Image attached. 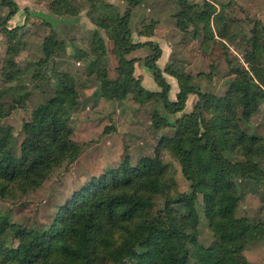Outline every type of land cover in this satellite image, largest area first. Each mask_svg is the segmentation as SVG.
I'll list each match as a JSON object with an SVG mask.
<instances>
[{
	"label": "rangeland",
	"instance_id": "374dc122",
	"mask_svg": "<svg viewBox=\"0 0 264 264\" xmlns=\"http://www.w3.org/2000/svg\"><path fill=\"white\" fill-rule=\"evenodd\" d=\"M14 1L18 11L0 28V110L4 114L0 133L10 136L18 150L22 124L66 86L71 89V104L65 120L76 152L71 151L35 186L21 189L16 185L10 193L0 194V217L7 225L1 238L4 246L15 247L21 232L47 238L75 193L117 170L124 160L134 168L142 159L156 156L164 168L165 191L152 195L144 218L167 230L166 197L188 193V177L196 174L195 167L180 163L174 144L193 134L187 118L195 112L200 97L189 94L181 112L167 113L151 96L161 88L146 66L154 54L147 45L128 54L127 59L134 60L133 77L150 97L140 101L133 91L121 100L103 95L102 77L117 80L118 63L113 41L108 30L98 26V17H107L105 25L111 26L110 16L124 13L125 0ZM140 1L132 8L131 41L159 47L155 65L169 86L170 101L176 100L179 91L177 75L189 78V85L199 93L224 99L236 71L250 74L253 61L264 66V0H186L191 10L183 13L180 0ZM8 12L9 8L0 4V18ZM218 31L226 37L220 38ZM51 33L53 42L47 56L43 44ZM219 110L213 105L202 113L223 155L231 162L250 160L264 169V98L251 111L233 108L229 114L232 134L220 125ZM154 112L167 117L169 124L155 127ZM235 131L244 139L237 140ZM219 184L238 198L230 228L242 223L250 227V237L240 250L244 264H264V185L231 177L220 178ZM169 209L185 218V228L201 247L207 249L218 241L201 194L193 216L181 205L170 204ZM225 244L230 249L237 246ZM138 254L137 250L127 263Z\"/></svg>",
	"mask_w": 264,
	"mask_h": 264
},
{
	"label": "trees",
	"instance_id": "16d2710c",
	"mask_svg": "<svg viewBox=\"0 0 264 264\" xmlns=\"http://www.w3.org/2000/svg\"><path fill=\"white\" fill-rule=\"evenodd\" d=\"M125 1L128 6L124 13L110 16L111 26L105 25L107 17H98V26L108 30L113 41V53L118 63L117 80L110 82L105 75L102 77L103 95L121 100L133 91L134 97L140 101L150 97L144 94L133 77L134 60L127 59L128 54L147 45L154 54L146 60V66L161 88L160 92L151 96L163 105L167 113L181 112L189 94L200 97L195 112L187 118L193 134L188 136L187 141L178 140L174 144L180 163H188L196 168L195 176L188 177L191 181L190 191L166 197L168 211L164 220L169 227L167 230L161 229L144 218V212L152 205V195L165 191V172L159 157L144 158L134 168L124 160L117 170L106 173L74 194L62 208L55 228L47 238L21 232L15 247L4 246L1 238L7 225L5 218L0 217V264H128L127 261L134 257L137 250L139 254L130 264L245 263L240 250L250 237V227L242 223L230 228L238 198L229 188L220 186L219 182L222 177H231L264 185V169L250 160H228L218 148L202 110H208L213 105L221 109L217 112L220 125L227 126L232 134L229 114L233 108L241 106L245 111H251L264 98V66L253 61L250 63V74L236 71V79L224 99L199 93L189 85V78L177 75L179 91L176 100L170 101L169 86L155 65L160 56L159 47L151 42L131 41L129 23L132 8L141 1ZM180 3L182 13L191 10L186 0H180ZM0 4L9 8L6 17L0 18L2 28L18 8L14 0H0ZM100 7L109 9L104 4ZM217 33L220 38L226 37L222 31ZM52 42L51 33L43 44L47 56ZM70 92L71 89L63 86L53 98L32 111L30 119L22 124L23 140L18 150H15V141L10 136L0 133V194L10 193L16 185L21 189L35 186L71 151L76 152L70 144L65 120L67 106L71 104ZM2 116L4 114L0 110ZM168 120L158 112L152 115L155 127L168 125ZM234 137L239 141L244 139L236 131ZM184 174L187 176L186 172ZM198 194L202 195L206 217L219 238L207 249L201 247L195 236L187 231L185 218L169 209L170 204L181 205L188 216H193ZM226 242L237 246L230 249Z\"/></svg>",
	"mask_w": 264,
	"mask_h": 264
},
{
	"label": "crops",
	"instance_id": "0c3cea01",
	"mask_svg": "<svg viewBox=\"0 0 264 264\" xmlns=\"http://www.w3.org/2000/svg\"><path fill=\"white\" fill-rule=\"evenodd\" d=\"M15 2V1H14ZM18 8V7H17Z\"/></svg>",
	"mask_w": 264,
	"mask_h": 264
}]
</instances>
